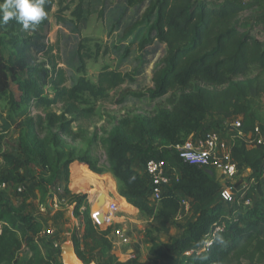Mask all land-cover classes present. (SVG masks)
I'll list each match as a JSON object with an SVG mask.
<instances>
[{"label": "trees", "instance_id": "1", "mask_svg": "<svg viewBox=\"0 0 264 264\" xmlns=\"http://www.w3.org/2000/svg\"><path fill=\"white\" fill-rule=\"evenodd\" d=\"M64 1L45 0L46 15L31 29H24L15 18L4 23L0 13V31L13 46L8 59L0 46V101L5 100L7 104L6 120L16 118L22 104L44 110L43 115L26 116L22 126L26 129L21 135L23 153L28 157L25 162L34 161L42 170L35 187L54 186L60 176L68 181V167L76 159L72 156L64 159L63 138L78 140L80 136L73 131L72 125L95 115L85 95L104 101L109 98V92L132 80L128 74L104 69L96 82L91 83L85 76L84 58L80 57L81 76L71 87L66 86V73L59 68L57 56L53 54L55 45L48 39L49 15L56 5V23L66 22L63 14L69 6ZM3 3L4 0H0V4ZM144 3L147 7L140 22H147L149 26L138 44L139 49L158 42L166 46V54L153 73L152 88L133 96L157 100L168 95L169 108H162L150 117L122 118L100 141L106 151L107 168H98L83 158L78 161L86 166L80 164L79 167L92 176L110 173L127 202L152 218L157 231H166L169 222L179 213L181 201H187L190 217L181 227L182 235L161 246L152 245L151 257L176 254L180 257L177 264H264V181H259L264 160V43L250 33L253 24L264 23V18L253 17L252 23L244 21L253 8L264 7V0H255L245 6L237 0L218 3L126 0L129 8ZM70 15L76 24L81 23L83 1H78ZM11 83L17 85L20 101L10 93ZM55 106L60 107L59 113L47 111ZM216 118L222 121L240 118L237 132L245 136L250 134L253 143L260 137L263 139L261 144L247 147L245 138L240 136L238 144L231 147L237 174L250 171L249 180L257 181L255 186L248 187L242 199L236 198L238 204L250 199L252 205L231 219L227 216L231 211L218 200L222 186L214 170L183 162L173 148L184 143L190 135L208 130L206 121ZM152 141L168 148L167 153L160 154L178 170V180L163 193L155 215L148 198L149 180L132 169L130 157L145 152L144 161L158 155L157 149L148 151ZM1 158L12 168L0 175V181L13 186L23 183L19 173L21 161L7 154H2ZM74 186L72 184V188ZM85 199V196L73 195L68 201L69 205H75L74 215L82 218V243L87 247V240L98 236L101 246H106L107 233L98 230L86 210L79 212ZM29 207L26 200L18 207L0 204V264H42L36 244L41 224L28 213ZM221 221L225 223L224 232L217 234L206 250L198 254L205 235ZM108 244L106 249L110 250ZM22 247L26 253L24 259L20 257ZM187 252L191 254L185 255ZM75 253L78 261L90 263L78 248ZM95 264H111V261ZM127 264L142 263L133 259ZM161 264L172 262L167 260Z\"/></svg>", "mask_w": 264, "mask_h": 264}, {"label": "rangeland", "instance_id": "2", "mask_svg": "<svg viewBox=\"0 0 264 264\" xmlns=\"http://www.w3.org/2000/svg\"><path fill=\"white\" fill-rule=\"evenodd\" d=\"M78 1L80 0L64 1L65 5L69 6V10L63 14L66 21L65 23L58 24L55 21L54 14L58 9L57 5L49 15L50 26L48 39L50 44L55 45L53 54L57 56L59 68L63 69L66 73L68 79L66 86L71 87L81 76L80 57L84 58L85 76L91 83L96 82L98 74L104 69L128 74L132 80L109 92V98L104 101L100 99L94 100L88 95H85L88 107H94L95 115L89 120H78L72 125L73 131L80 136L78 140L71 141L68 138H63L65 142V148H63L64 159H68L70 156L76 159L73 163L77 164L75 168H77L79 173L77 180L72 183L75 186L72 188V184L70 185L72 189L78 188L79 179L81 175L85 174L78 165L80 163L78 161L79 159H86L89 163L96 165L98 168H107L106 151L100 141L116 127L117 123L122 118L134 116L150 117L162 108H169L167 104L168 95L157 100H151L147 97L136 98L133 96V94L145 93L152 88L153 73L161 66V62L166 54V46L158 42H154L153 45L147 46L143 50L139 49L138 44L140 40L146 36L149 26L147 22H140L141 15L146 9L147 3L129 8L126 4V0H81L83 1V17L81 23L76 24L70 13L73 11ZM254 1L255 0H251L250 3ZM256 10L257 8H253L252 11H249L244 17V21H250L252 23L254 11ZM256 30L264 31L262 27H258ZM252 34L254 37L257 35L258 37L260 36V32L253 31ZM0 46L6 59L12 56L13 46L9 43L7 36L1 31ZM45 91L47 94H51L48 88H45ZM10 93L17 101H20L21 93L17 85L13 83L10 84ZM6 110V101H0V175H4L6 171L12 168L2 161L1 155H12L17 157L22 163L19 173L24 179V182L12 187L8 200H2L3 198L0 197V204L8 203L13 207L20 206L24 200H27L24 189L28 184L34 186L36 191L45 194L40 199V204H45V196L50 193L52 194L55 187H35L34 184L40 178L42 170L34 161L30 163L25 162L28 157L23 153L21 142V135H24L26 132L25 127H22L25 124L24 120L26 116L35 117L37 114L43 115L44 110L36 109L33 105L27 107L25 104H22L21 112L16 118L14 117L12 121L6 120ZM47 111L59 113L60 107L55 106L49 108ZM207 128L220 130L223 138L228 142L230 147L238 144V140L234 136V130L231 127V120L225 122L221 121V123L211 122ZM156 149L161 150L162 153L163 151L166 153L168 151V148L165 147L164 144L152 141L150 150L148 151L152 152ZM57 150L61 151V148ZM130 157L131 167L137 169V173L142 175L141 168L145 152L136 156L130 155ZM103 174H97V176L100 178ZM107 174V176L102 178L105 179V184H101V186L97 188L98 193L101 192L107 195L109 193L114 195L118 194L119 197L124 198L127 202L123 193L119 190V184L116 179L110 173ZM249 177L250 171H244L238 174L232 182L225 183L221 182V180L217 181L221 186L227 187L235 195H238V199H242L241 184L244 182L249 183ZM62 179L66 184L63 177ZM86 188L81 189L82 192L76 194L86 197L84 206L79 212L84 213L86 210L93 223H95V218H101L104 224L100 231H105L108 235L110 229L106 226L105 217L109 212L110 205L115 204V202L113 203L109 199H106V201H108L104 208L105 204L98 202L99 196L96 197L98 193L94 192V189L89 190ZM60 189L67 199L71 198L72 195H70V193L66 194V189H62L61 187ZM127 204L132 206L128 202ZM115 205L118 211L115 221L120 223L123 227L126 226L125 228L131 239V244L129 246L133 245L134 236H138V239L141 236L143 239L141 241L142 249L146 259L151 257L149 251L152 245L161 246L170 239L179 238L182 235L181 227L190 217L188 209L182 206L179 213L169 222L166 231L162 232L157 231L156 223L152 218L147 217L133 206L132 208L127 207V210L124 211L120 205ZM69 206L73 210L75 205L72 204ZM225 208L229 209L232 213L227 215L228 219H231L232 216H240L245 209L239 206L238 203L232 206H226ZM92 209L94 211L93 213L91 212ZM152 210L155 215L159 208L158 206H154ZM123 215H125V217H123ZM127 216L130 218V225H127L128 221L125 222ZM73 217L74 220H76V225L83 228L82 218L76 217L74 213ZM75 233H77V235L74 236V239L66 243L73 247L72 251L74 256H76L75 249L78 248L80 251L83 249L81 252L88 258L90 264L97 261L108 262V260L111 261V264H116L114 257L108 254L114 247L111 243L107 242V244H110H108L110 247V250H108L106 249L107 244L106 246H101L100 238L95 236L93 238L94 240L91 239L89 245L84 247L82 243V233H80V231H75ZM91 248L95 250L92 251ZM72 251L71 254L73 255ZM137 252L141 255V251ZM53 253L54 255L59 254L56 250L53 251ZM20 257L21 259L26 257L24 247H22L20 251ZM152 258L155 259L148 258V264L163 263L167 260L171 261L172 264H177L180 260V257L176 254H164L160 257ZM59 264H63L62 261H60ZM67 264L72 263L67 261ZM73 264L79 263L75 260Z\"/></svg>", "mask_w": 264, "mask_h": 264}, {"label": "built area", "instance_id": "3", "mask_svg": "<svg viewBox=\"0 0 264 264\" xmlns=\"http://www.w3.org/2000/svg\"><path fill=\"white\" fill-rule=\"evenodd\" d=\"M241 126V119L236 118L231 120V127L234 130V136L244 137L246 140V146L252 147L254 145H259L263 141L260 137L256 143L251 140V135H243L236 130ZM257 132V129H255ZM174 151L177 153L178 158L183 162L200 167H209L214 170L216 180H221V182H232L238 176L237 168L231 159V147L228 142L223 138L220 130L208 129L201 132L200 134L190 135L184 143L180 145L173 146ZM157 154L154 156L147 157L142 164V175L148 178L150 191H149V203L152 206H158L163 193L171 186L173 181L178 180V170L173 166L170 161L165 160L161 153V150L157 149ZM248 172V171H247ZM260 178L259 181H264V160L260 166L259 170ZM257 184L256 179L252 178L248 182L241 184L242 198L244 197L249 186H255ZM6 188V184L0 181V193ZM21 191V190H19ZM227 192V198L224 193ZM235 195L227 187L222 186V190L219 196V202L225 207L232 206L236 203ZM181 205L188 209V203L185 200L181 201ZM241 207L248 208L252 205L250 199L243 200L240 204ZM118 211L115 204L110 205L109 212L105 217V223L107 228L110 229L107 235V240L111 245H119L124 247H129L131 244L130 235L128 234L125 227L120 223L115 221ZM235 217V216H234ZM225 230V223L221 221L216 225L210 232H208L202 242L201 247L198 249L197 253L200 254L206 250V248L211 244L212 239ZM54 235V230L52 227H45L38 234V238H51ZM54 250L59 249L57 243H51ZM191 252L185 253L189 255ZM53 264H59L58 259L53 262Z\"/></svg>", "mask_w": 264, "mask_h": 264}, {"label": "crops", "instance_id": "4", "mask_svg": "<svg viewBox=\"0 0 264 264\" xmlns=\"http://www.w3.org/2000/svg\"><path fill=\"white\" fill-rule=\"evenodd\" d=\"M240 2L242 5H249L251 0H237ZM209 3H218L220 2L217 0H208ZM254 17L255 18H264V7L254 11ZM262 27L264 29V23L258 22L257 24H253V28L251 30V34L253 31L260 32V36H256V38L264 43V31L261 30H256L257 28ZM253 36V34H252ZM222 119L216 118L213 120H208L205 123V126L209 125V123H221ZM225 122V121H222ZM85 165L84 163H79L78 165L81 167V165ZM77 164H70L68 167V181L66 184L63 182L62 176L59 177L57 183L54 185V190L52 194L50 193L49 195L45 196V204L41 203L40 204V199L42 196L45 194L41 193L40 191H36L34 186H31L30 184L26 185L24 191H25V196L27 198L26 203L30 205L28 209V213L32 215L36 220L41 224V230L44 229L45 227H52L54 230V235L51 238H43L40 239L37 237L36 239V244L40 252V258L42 261V264H47V263H53L55 260L58 259V263L62 261L63 264H66L67 261L71 263V261H77L79 264L80 261H78L75 257L71 254V252L67 255L66 263H65V245L66 243H69L71 240L74 239V236L77 235L75 231H80L83 236V228L79 227L76 225V220H74L73 217V210L72 208L68 205L69 199L66 198L65 195H63L60 187L62 189H66L70 195H76L82 192L81 189L88 188L89 190L94 189V192L98 193L97 188L101 186V184H105V179H102L103 177L107 176L108 174L105 173L100 176H92L88 175L87 172L85 174L81 175L79 182H78V188L77 189H72L70 185L74 183V181L77 180V177L79 176L77 168H75ZM86 166V165H85ZM136 172L137 169L132 167ZM94 173V172H93ZM96 174V173H94ZM97 175V174H96ZM13 185L12 184H6V188L2 191L0 197L3 198L2 200H8L10 197V192L12 189ZM86 188V189H87ZM76 190V191H75ZM104 196V202L105 204L106 199H109L111 202H115V204L120 205L121 208L124 209V211L127 210V207H131L130 205L127 204L124 198L119 197L118 194H112L109 193L104 194V193H98L96 194V197ZM107 195V196H106ZM119 198V199H118ZM125 217V215H123ZM128 221V222H127ZM127 222V225H130V218L127 216V219L125 220ZM129 223V224H128ZM95 224V223H94ZM126 227V226H125ZM100 231V229H99ZM133 236V235H132ZM138 237V236H137ZM136 236H134L133 239V245L129 247H124V246H119V245H114V247L109 251V255L114 257V261L116 264H127L133 259H137L139 262L142 264H148L149 261L148 258L150 259H155L152 257H148L146 259V256H144L143 253V247H142V238L141 236L139 239ZM136 241V242H135ZM57 243L59 245V249L56 250L57 253H53L55 251L51 243ZM91 239L87 240V243H90ZM84 246V245H83ZM85 247V246H84ZM83 251V249H81ZM137 251H141V255L138 254ZM74 254V253H73ZM148 254V253H147ZM75 259V260H74ZM96 262H92V264H95ZM90 264V263H89ZM161 264V263H158Z\"/></svg>", "mask_w": 264, "mask_h": 264}, {"label": "clouds", "instance_id": "5", "mask_svg": "<svg viewBox=\"0 0 264 264\" xmlns=\"http://www.w3.org/2000/svg\"><path fill=\"white\" fill-rule=\"evenodd\" d=\"M44 2L45 0H4V3L0 4L2 20L7 23L15 18L24 29L35 28L46 15ZM224 196L227 198L228 193L225 192Z\"/></svg>", "mask_w": 264, "mask_h": 264}, {"label": "water", "instance_id": "6", "mask_svg": "<svg viewBox=\"0 0 264 264\" xmlns=\"http://www.w3.org/2000/svg\"><path fill=\"white\" fill-rule=\"evenodd\" d=\"M98 202L102 204V203L104 202V196L101 195V196L99 197ZM91 212H92V213L94 212L93 209H92ZM100 219H101V218H99V219H98V218H95V219H94V222H95V224L98 226V228L101 230V229H102V225L104 224V221H103L102 219H101V220H100ZM67 247H70V248L73 250V247H72L70 244H66L65 247H64V249H65V253H66V249H67Z\"/></svg>", "mask_w": 264, "mask_h": 264}, {"label": "bare ground", "instance_id": "7", "mask_svg": "<svg viewBox=\"0 0 264 264\" xmlns=\"http://www.w3.org/2000/svg\"><path fill=\"white\" fill-rule=\"evenodd\" d=\"M108 201V200H107ZM106 201V202H107ZM106 202H105V206H104V208L106 207ZM103 204V203H102ZM103 212H104V210H103ZM105 213V212H104ZM72 251V249L70 248V247H67V249H66V253H65V256H64V259H65V263H66V257H67V255L70 253ZM72 253H73V251H72ZM73 256H74V254H73ZM76 258V257H75ZM77 259V258H76ZM71 263L73 264L74 263V261L72 260L71 261ZM67 264V263H66Z\"/></svg>", "mask_w": 264, "mask_h": 264}]
</instances>
